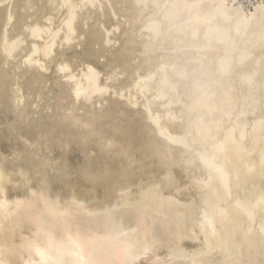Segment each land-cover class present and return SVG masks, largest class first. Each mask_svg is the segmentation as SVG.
<instances>
[{
	"label": "bare ground",
	"instance_id": "1",
	"mask_svg": "<svg viewBox=\"0 0 264 264\" xmlns=\"http://www.w3.org/2000/svg\"><path fill=\"white\" fill-rule=\"evenodd\" d=\"M235 1L0 5V264H264V1L249 12ZM45 4L58 8L41 21ZM107 13L128 21L123 38L117 19L112 27L101 22L103 38L93 35L90 20ZM80 33L76 52L85 59L69 51L59 67L75 84L55 97L50 86L61 85L47 89L49 73L28 68L24 84L32 98L22 101L21 73L9 72L13 58L48 70L44 61L64 45L58 39ZM97 67L110 69V79L122 75L111 88L136 92L131 104L143 97L138 118L148 121L131 137L145 139L129 164L115 155L126 135L118 133L136 116L119 104L111 117L98 114L104 100L100 110L91 100L110 85L99 82ZM50 96L55 100L47 104ZM89 101L98 112L87 109ZM145 177L159 186L138 201L141 187H132ZM130 186L120 207L104 210L73 193L103 206ZM193 246L195 254L185 253Z\"/></svg>",
	"mask_w": 264,
	"mask_h": 264
},
{
	"label": "rangeland",
	"instance_id": "2",
	"mask_svg": "<svg viewBox=\"0 0 264 264\" xmlns=\"http://www.w3.org/2000/svg\"><path fill=\"white\" fill-rule=\"evenodd\" d=\"M228 2H230L231 0H227ZM262 1H264V0H237V1H235V6H240L241 8H242V10L244 11V12H249V11H252L253 10V8L256 6V5H258L259 3H261ZM8 2V0H5L4 1V4L5 3H7ZM4 4L3 3H1L0 2V5H3L4 6ZM6 5V4H5ZM47 6H48V8H47ZM42 7H44L45 9H44V11L40 14V16L38 15V17L37 18H39V20H41V21H44V20H46V19H48L49 17H51V13L53 12H55L56 10H57V8L58 7H56V6H53L52 8H51V5L50 4H45V5H43ZM3 7L2 6H0V10L2 9ZM4 9V8H3ZM48 13V14H47ZM44 14V15H43ZM61 14L62 13H60V15H59V17H57V18H55V21H57V20H61L62 18H63V16L60 18V16H61ZM127 14H129V12L127 13ZM131 14V13H130ZM130 14L128 15V17L130 18ZM43 17H42V16ZM108 16V17H107ZM119 16V15H118ZM40 17H42V19H40ZM60 18V19H59ZM107 18V19H106ZM121 17L119 16L118 18H116V16H112L111 18H110V15L107 13L106 15H102V16H100V18L98 19V20H94V19H91L90 20V24H93L92 26H91V31H92V33H93V35L94 36H99L98 38H99V40L101 39V38H103V29H102V25H101V22L102 21H107L106 23L107 24H111V27L112 26H114L113 24H112V22H118V21H116V19L117 20H120L118 23L120 24V26H121V28L120 29H122L121 31H119V30H117L116 31V34L117 35H119V37H124L125 35H123V32L122 31H124V29H127L128 28V24L129 23H126V22H128V21H126V19L124 18V17H122L121 19H120ZM109 19H111V23L109 22ZM89 22V21H88ZM125 22V23H124ZM76 24H79L80 25V27L84 30L85 28H87V26L85 25V23H84V20H78V22H76ZM127 24V25H126ZM99 26V27H98ZM97 28V29H96ZM101 29V30H100ZM100 31V32H99ZM98 33L97 35H96V33ZM102 35H101V34ZM122 33V34H121ZM101 36V37H100ZM73 38V37H72ZM97 38V39H98ZM72 40V41H71ZM58 41H63L64 42V45H62L59 49H57V54H56V56H54L52 59H49V58H47L45 61H44V63H46V66L48 65L49 66V69L47 70V69H42V68H40V67H38V65H39V63L37 62V61H29V62H27L26 61V58L25 57H22V56H18V55H16V57L15 58H13V59H15L14 60V64H13V66L12 65H10V67H11V69H15V70H17V74H16V77H18V75H19V73H21V76H20V78H19V84H18V86H17V88H19L20 87V95H21V98H22V101H26L27 99L29 100V99H31L32 97L28 94V92H27V89L25 88L26 87V85L24 84L25 83V76H24V74H23V71H25L26 69H32L31 70V72L30 73H32V75H34V73L35 74H41L42 76H44V74H45V76H47L48 77V73H49V75H50V77H49V80H54V81H51V82H49V84L47 83V89L49 88L48 87V85L50 86L52 83L53 84H56V86H58L59 84L61 85V87H59V88H61V90H59V88H55V85H51L50 87H53L54 88V92H51V95H53L54 94V96L56 97V95L57 96H59V97H62L63 96V94H62V91H63V89H70L71 87L69 86V85H74L75 84V82H74V79H72L71 81H69L70 80V77L69 76H67V75H65V72L67 73V71H61L60 70V63H62L63 61H65L64 59H66V58H69L71 55H77L76 57H77V61L78 60H83V59H85L84 58V56L83 55H81L80 53H78V52H80V51H82V50H80V49H82V43H83V34L82 33H80L79 34V36L76 38V39H70V40H65L64 39V37H62L60 40L58 39ZM119 43V42H118ZM73 49V50H72ZM76 49V50H75ZM74 50H75V53H74ZM79 50V51H78ZM72 53H70V52ZM73 51V52H72ZM76 51H78V52H76ZM65 52H67V53H65ZM74 53V54H73ZM71 54V55H70ZM63 55V57H61ZM67 55V56H66ZM41 56V54H39L38 55V57H40ZM58 56V57H57ZM21 57V58H20ZM59 57H61V58H59ZM57 58V59H56ZM17 59V60H16ZM20 59H21V61H20ZM9 60H11L10 58H9ZM49 60V61H48ZM51 60V61H50ZM62 60V61H61ZM18 61L20 62V63H18ZM23 61V62H22ZM59 61V62H58ZM17 63V64H16ZM48 63V64H47ZM101 59H99V62L97 63V66L99 67L101 64ZM19 64H20V66H19ZM25 64H27V65H25ZM51 64V65H50ZM81 63L79 62L78 63V65L76 66V68H74V72H77V71H79L81 68H82V65H80ZM100 64V65H99ZM22 65H23V68H22ZM27 67V68H26ZM96 68L98 71H99V82H101L102 84H105L106 86L109 84L110 85V90H106L104 93H100L102 96H103V98H102V96H100L99 97V93H97L96 95H98L97 97H96V95H95V98L94 99H92L91 101L92 102H96L95 104V107L97 108H99V110L100 109H102L101 107H103L104 105H103V103H105V106L107 105V109H106V107L104 106L103 107V109L101 110V112L99 111V110H97L96 108H91V107H89L90 105H91V103H90V101L89 102H87L88 104L86 105V107H87V109L89 108L90 109V111H95V112H98V114L99 115H101V113H102V116H103V120L106 118V117H111V116H113V112H111V108H113V105H120V107H123V106H127V108L126 109H128L129 111L130 110H132L133 111V115L134 116H136L135 118L133 117V119H136L135 121H136V123H130V122H124V123H126V125L125 126H123V128L124 127H126L124 130H123V128H122V130H119V136L121 135V133H120V131H122V133H126V135H128V136H126V135H121L122 136V138H120L119 136V139H122L121 141H122V143H121V145H119V148H118V150H120V151H118V152H121V154L119 153V155L116 153L115 155L117 156V157H119V160L121 159V161H122V163H126V164H129V163H131V158L130 157H132L134 154L136 155V154H138V153H140L141 152V149H140V147H139V142H141V139L143 138V139H145V137H141L140 139L139 138H136V136H135V138L136 139H134V138H132L131 137V131H132V129H134L135 128V126L137 127V125H138V127L140 128V129H142L141 127H143L144 125H143V123L145 122H147L148 121V119L145 121H143V119L141 118L142 117V114H143V111H144V106H143V103H142V98L143 97H141V98H139L138 99V102L137 103H133V104H131V98H132V95H134L136 92H135V89L133 88V89H131V91L132 90H134V92L135 93H131V92H128L127 90H123V91H117L116 89H117V87L116 88H114L115 90H113V88H111L113 85H114V83H116L115 81H119V79L121 80V78H122V75H119L121 78H118V80H114V79H110V78H107V74L106 73H104V72H107V71H109V70H100L99 68ZM59 68V69H58ZM123 68V67H122ZM14 69L11 71L10 69H9V72H11V74L12 75H14L16 72L14 71ZM120 69V68H119ZM58 71V72H55V71ZM70 70H72V69H70ZM77 70V71H76ZM120 70H123V69H120ZM51 71H53V72H51ZM54 73H56L57 74V76L54 74ZM62 73H64V74H62ZM52 74V75H51ZM56 76V78H54L55 76ZM106 75V76H105ZM23 76H24V78H23ZM65 76V77H64ZM69 77V78H68ZM52 78V79H51ZM66 78H68V79H66ZM105 78V79H104ZM109 79H110V81L112 82L113 80V83H111L110 81H109ZM64 80V81H63ZM106 80V81H105ZM21 81H23V82H21ZM60 81V82H59ZM108 81H109V83H108ZM56 82V83H55ZM71 83V84H70ZM107 83V84H106ZM24 85V86H23ZM65 85V86H64ZM105 86V87H106ZM41 87H39V89H40ZM44 90H47V89H45V86L44 87H42ZM52 88V89H53ZM55 89H56V91H55ZM57 91H59V92H57ZM116 93H115V92ZM108 92H109V94H108ZM53 93V94H52ZM61 93V94H60ZM109 96H108V95ZM54 96H50V98H48V99H46L45 101H46V103L47 104H50L51 102H53V100H55V97ZM104 96L106 97L105 99H104ZM108 96V97H107ZM117 99V100H116ZM104 100V101H103ZM50 101V102H49ZM101 101H103V103L101 102ZM109 101L111 102L110 104H109ZM97 102H98V104H97ZM116 102V103H115ZM89 103H90V105H89ZM100 103H102V104H100ZM124 103V104H123ZM89 105V106H88ZM103 105V106H102ZM129 107V108H128ZM138 107V108H137ZM104 108H105V110H104ZM108 108H110V109H108ZM132 108V109H131ZM92 109V110H91ZM107 110V111H106ZM110 113H109V112ZM134 111H136L135 113L136 114H138V115H135V113H134ZM86 112V111H85ZM84 111L83 112H81V110L79 111V113H85ZM105 112H107V113H105ZM121 114L122 115H126L127 114V112L124 110V109H122L121 111ZM139 112V113H138ZM140 112H142V113H140ZM110 114H112V115H110ZM120 114V115H121ZM107 115V116H106ZM102 116H101V118H102ZM123 116V117H124ZM138 116H141V117H139L138 118ZM96 118V117H95ZM99 119V121H101L102 119ZM139 119V120H138ZM142 119V120H141ZM138 120V121H137ZM142 121V122H141ZM128 123H130L129 125H128ZM138 123H140V124H138ZM142 123V124H141ZM135 124V125H134ZM127 126H129V127H127ZM131 126H133V127H131ZM137 127V128H138ZM150 128H153L152 126H149ZM121 128V127H120ZM119 128V129H120ZM128 128V129H127ZM129 128H130V130H129ZM144 128H145V126H144ZM154 129V128H153ZM110 130V129H109ZM130 134H129V133ZM140 133H143V132H140ZM137 135V134H136ZM141 136H142V134H141ZM126 139H125V138ZM127 137H129V138H127ZM137 137H139L138 135H137ZM134 139V141H132V139ZM137 139L138 140H140V141H137ZM142 139V140H143ZM138 142V143H135V142ZM131 142H134V143H131ZM141 144H142V142H141ZM136 145V146H135ZM132 147V148H131ZM124 149V150H121V149ZM132 149V150H131ZM127 150V153L125 152ZM133 150H135L136 152L134 153L133 152ZM122 151H124V152H122ZM123 158H122V157ZM128 156V157H127ZM130 156V157H129ZM121 157V158H120ZM127 157V158H126ZM130 158V159H129ZM102 160V159H101ZM129 162V163H128ZM126 172V171H125ZM148 178H150V177H148ZM146 179V177L145 178H143V180H141V181H139L135 186H133L132 188H139V187H141V190L139 191V192H137L136 193V195H135V199L136 200H140V193L141 192H146V191H148V189H155L157 186H159V183H157L156 181L154 182V181H152V179ZM146 179V180H145ZM208 179V177L207 176H205V180H207ZM150 183V184H149ZM128 190H131V186L129 187V188H122L121 190H119L118 192H117V194H115V195H117V197H115V199L113 200L112 199V201H110V202H104L103 203V206L101 205H99V206H97L98 204L97 203H99V201H97V199L96 198H94L93 196H83L82 194H81V192H76V189H73V193L76 195V197L78 198V199H80L81 200V202H84L85 204H87V205H92V206H95V207H97V209H101V210H104V209H107V208H110V209H112V208H118V207H120L122 204H123V201L125 200L124 199V197H122V195L123 194H128V193H126V192H129ZM131 192V191H130ZM98 194H100V192H98ZM97 194V195H98ZM119 195V196H118ZM131 196V193H129L127 196ZM108 197H110V198H112V196H108ZM107 198V197H106ZM194 247V246H193ZM188 248L186 251H185V253H187L188 255H193V254H195V252H197L198 250L196 249V247H194V248Z\"/></svg>",
	"mask_w": 264,
	"mask_h": 264
}]
</instances>
